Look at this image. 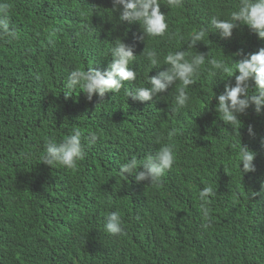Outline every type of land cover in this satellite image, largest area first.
<instances>
[{"label":"trees","instance_id":"obj_1","mask_svg":"<svg viewBox=\"0 0 264 264\" xmlns=\"http://www.w3.org/2000/svg\"><path fill=\"white\" fill-rule=\"evenodd\" d=\"M159 2L166 34L138 40L139 23L118 24L112 0H0L19 33L0 37V264H264V110L251 106L235 129L226 125L216 97L234 77L208 63L223 60L235 73V53H255L264 40L246 25L227 39L211 26L241 0ZM119 39L134 46L137 79L103 98L89 101L78 88L65 98L68 74L104 71ZM181 50L206 56L187 107L172 111L179 81L152 101L127 98L125 89L149 86L148 76L167 70L164 57ZM146 51L157 53L158 67ZM74 131L86 153L76 168L40 162L48 139ZM165 144L175 163L158 185L120 175L122 163ZM241 145L256 153L255 172L242 173ZM205 186L214 194L202 202ZM110 212L120 214L124 235L106 232Z\"/></svg>","mask_w":264,"mask_h":264},{"label":"clouds","instance_id":"obj_2","mask_svg":"<svg viewBox=\"0 0 264 264\" xmlns=\"http://www.w3.org/2000/svg\"><path fill=\"white\" fill-rule=\"evenodd\" d=\"M167 4L169 7H179L181 0H167ZM9 9L8 3H0V37L16 40L19 38V33L11 26ZM111 9L113 13H118V24L139 23L142 34L136 37L138 40H144L145 37H163L169 28L166 14L161 11L159 0H112ZM210 24L224 39L231 38L234 29L246 25L257 34L258 39L264 40V0H241L238 10L231 12L230 19L213 16ZM204 36V29L192 33L190 46L193 47L198 41H202ZM110 54L111 61L104 71L92 66L88 67L86 71L72 70L68 74L64 86L65 98L70 97L77 88L86 94L89 101L92 100L94 94L103 98L108 92L114 94L120 92L122 88H125V82H133L137 79L136 71L129 66L137 57L134 55L133 45L126 44L119 39L111 47ZM144 54L152 68L159 66L155 51H146ZM235 55L241 57L236 60L237 70L235 73L231 72L223 60L213 58L208 61L214 73L219 71L227 73L229 78L234 77V83L225 84L224 91L216 97L218 103L215 109L219 117L222 118L221 120L232 129H235V126L241 121L240 117L246 115L251 106H254L257 114L264 110V47L255 53L244 54L241 50ZM205 59L206 56L203 53H196L190 59L186 58V53L182 50L169 53L164 57V63L168 66L167 70L148 76L149 86L125 89V95L127 98L142 103L152 101L159 93L165 92L179 81L182 86L177 89L176 107L172 109L173 112H179L188 106L190 98L186 89L195 83V77L205 64ZM251 84L254 87H251ZM249 89H252L251 94ZM248 133L254 135L251 125L248 127ZM168 135H174V130L170 131ZM96 140L97 136L91 134L88 143L95 144ZM85 155L81 133L74 131L59 142L48 139L45 142L40 162L52 168L58 165L66 169H74L77 167L78 161L85 158ZM239 155L242 173L255 172L256 153L247 146L241 145ZM174 163L173 148L165 144L154 155H148L142 162H138L136 158L127 160L120 165L118 171L126 179L131 175L138 183L147 181L150 184L158 185L164 173L171 169ZM213 194V188L205 186L200 189L198 197L203 202ZM207 214L205 209V215ZM105 230L112 236L119 237L125 234L118 212H110L107 215Z\"/></svg>","mask_w":264,"mask_h":264},{"label":"bare ground","instance_id":"obj_3","mask_svg":"<svg viewBox=\"0 0 264 264\" xmlns=\"http://www.w3.org/2000/svg\"><path fill=\"white\" fill-rule=\"evenodd\" d=\"M178 132V131H177Z\"/></svg>","mask_w":264,"mask_h":264}]
</instances>
